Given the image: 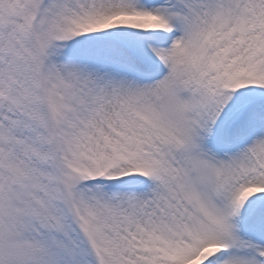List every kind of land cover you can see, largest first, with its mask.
<instances>
[{
    "label": "snow or ice",
    "instance_id": "obj_1",
    "mask_svg": "<svg viewBox=\"0 0 264 264\" xmlns=\"http://www.w3.org/2000/svg\"><path fill=\"white\" fill-rule=\"evenodd\" d=\"M0 264H264V0H0Z\"/></svg>",
    "mask_w": 264,
    "mask_h": 264
}]
</instances>
